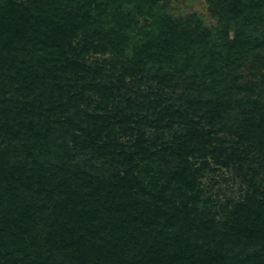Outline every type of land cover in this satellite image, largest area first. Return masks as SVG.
<instances>
[{
    "label": "trees",
    "instance_id": "trees-1",
    "mask_svg": "<svg viewBox=\"0 0 264 264\" xmlns=\"http://www.w3.org/2000/svg\"><path fill=\"white\" fill-rule=\"evenodd\" d=\"M169 1L0 0V264H264V0H207L234 34L209 87L180 62L211 29ZM221 169L243 204L210 199Z\"/></svg>",
    "mask_w": 264,
    "mask_h": 264
},
{
    "label": "rangeland",
    "instance_id": "rangeland-1",
    "mask_svg": "<svg viewBox=\"0 0 264 264\" xmlns=\"http://www.w3.org/2000/svg\"><path fill=\"white\" fill-rule=\"evenodd\" d=\"M248 1L249 0H241V2H239V8L246 4ZM131 9L132 8L130 6H123V12L125 13L130 12ZM166 9L168 15L175 21L187 18L190 15H195V17L199 19L203 28H206L208 30L211 29V35L210 37H208V44L206 45V49L202 48L198 50L196 48L195 53H191L189 59L186 58V62H180V66H183L184 74H186V76H190L191 78H193V76H197L201 78V80L197 81V84L203 82L204 86L206 85L207 87H209L210 83L212 82V79L211 77L209 78V71L205 72L203 70V68H205V66L209 64V59L201 60V55L207 51L209 52V42L219 43V39L221 38H233V29L230 28L226 30L225 22L223 20H219V18H216V16L211 14V10L209 8L207 0H170L166 4ZM230 18L235 19L232 15L229 17V19ZM235 20L240 21L238 18ZM145 24V20L142 17L136 16L135 24L131 26L132 33L134 34L138 32L140 28ZM139 38L140 37H138V39ZM126 55H129L128 50L126 51ZM98 60H103V58L98 57ZM231 60L232 67L226 75L227 83H229V81L233 79H237V86H240L245 83H254L251 71L245 70L246 67L241 68L235 63H233L235 61L234 57H231ZM242 96V92L240 93L239 90H235L230 97V102H228L227 104L228 108L230 107L231 110H234V113L232 111L231 116L228 119L232 120L235 124H241L240 122H242V118L240 117L239 112L234 109L236 105H239L238 102H240V98H242ZM230 138L231 136L226 135L222 139L229 140ZM247 163L248 165L245 167L246 169L244 170V172H247L248 175L246 176H250L251 178L253 174V168L251 170L250 167H252V165L249 162ZM221 171L224 174L223 178L226 180L225 182L221 181V179L219 180L218 186L214 188L212 194H209L210 199H212L213 201L219 200L221 201V203L228 201L235 205L243 204L245 202V189L250 190L252 189L251 187L253 185L248 183L246 187V185L243 184L241 181L242 174L240 173L231 172L228 174L225 169H221ZM253 181L258 184L259 191L264 192V170L257 169V172H255V175H253ZM258 251L260 252L261 250L259 249V246L257 244H255L254 247L250 244H247L243 249V256L247 257L248 255H254L257 254Z\"/></svg>",
    "mask_w": 264,
    "mask_h": 264
}]
</instances>
